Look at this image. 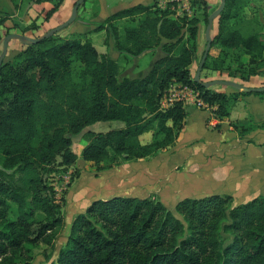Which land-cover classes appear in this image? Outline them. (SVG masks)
I'll use <instances>...</instances> for the list:
<instances>
[{"label": "trees", "instance_id": "obj_1", "mask_svg": "<svg viewBox=\"0 0 264 264\" xmlns=\"http://www.w3.org/2000/svg\"><path fill=\"white\" fill-rule=\"evenodd\" d=\"M161 1L117 11L92 31H106V44L111 40L123 57L138 58L160 49L163 57L143 78L120 79L118 60L100 54L89 33L71 38L55 35L3 63L0 264L20 260L30 264L31 247L41 244L56 249L66 221L47 175L55 165L65 169L75 165L79 155L71 150L74 137L83 135L81 158L88 163L113 167L151 159L176 145L196 109L183 102L162 109L171 84L198 91L214 108L211 116L220 121L230 117L241 97L252 95L229 87L207 89L194 82L198 14L202 11L208 24L207 0L190 1L191 17L172 10L180 8L178 0H167L164 7ZM245 1H226L211 48L221 52L214 56L210 51L203 71L244 82L264 75V33L244 34L232 23L240 18ZM64 2L21 0L15 8L23 14L33 4L50 3L48 21ZM9 17H1L0 25ZM120 22L125 24L119 28ZM34 29H39L35 22L21 31ZM112 121L124 127L85 132L96 123ZM231 125L242 138L264 130V122ZM50 264H264V195L239 205L230 195L187 197L173 210L156 195L98 199L76 216L65 246Z\"/></svg>", "mask_w": 264, "mask_h": 264}, {"label": "rangeland", "instance_id": "obj_2", "mask_svg": "<svg viewBox=\"0 0 264 264\" xmlns=\"http://www.w3.org/2000/svg\"><path fill=\"white\" fill-rule=\"evenodd\" d=\"M178 1L180 8L172 7V10H176L181 14L186 13L191 17L193 15L190 10L191 0ZM106 2L108 9L105 14L110 16L117 11L128 8L131 0H106ZM207 3L209 4L208 12L211 15L219 7L221 0H207ZM166 4L167 0H162L160 3L161 7L166 6ZM35 5L36 11L42 9L41 4ZM96 5L98 6L97 0H87L80 10L91 8V14L89 15L91 17L97 12ZM244 6V10L240 12V18L234 19L232 23L244 34L264 33V0H246ZM84 15L81 10L79 18L82 17L83 19ZM198 18L200 20L198 52L197 59L191 67L193 76L196 74L206 48V28L208 25L202 11H199ZM89 21L82 24V20L78 19L69 27L63 29V33L57 35L62 38H71L75 33L85 34L91 29V26L96 27L98 25V23L92 24ZM124 24L125 22H120L119 28ZM218 28L219 19L213 25V38L218 34ZM29 31L34 32L36 29ZM89 38L100 54H110L114 57L113 59L117 57V51L114 49V53H112L113 50L108 48L110 41L106 44V31L94 32ZM220 52L221 49L218 47L211 50V54L214 56ZM129 59L128 63H126V57L122 56L118 59L121 68L120 79L126 77L132 79L143 78L152 68L153 55L150 53L140 56L139 59ZM262 68L264 70V63ZM203 75H208L209 78H204ZM201 77H203V81L230 79L250 86L241 79L229 78L210 70L203 71ZM230 90L233 91L232 89H226L227 92H231ZM123 127L124 123L119 121L99 122L88 127L85 132L90 130L96 133H106ZM148 137L150 139V136ZM82 140L83 135L73 138L71 150L79 155L75 165L67 169L55 165L54 172L47 175L48 181L54 186L57 193V204L60 205V213L66 221L65 231L56 243L55 250L43 244L31 247L33 260L30 264H50L51 261L55 260L59 251L67 242L71 225L76 216L85 213L89 205L98 199H108L114 196L147 197L156 195L168 208L173 210L180 200L187 197L201 198L214 194L230 195L233 197L234 205H239L250 201L249 199L256 195L264 194V189L250 187L249 182H247L248 187H238L241 181L250 178L252 168L249 166L238 167L237 164L240 165L238 163L240 154L233 150L217 149L203 152L197 150L196 147H187L182 151H178L175 145L161 151L154 158L125 162L119 166L110 167L108 163L96 165L84 161L81 158V151L85 145ZM11 215H16L15 205L12 206ZM49 257L51 258L50 261H48ZM18 264H24V261L20 260Z\"/></svg>", "mask_w": 264, "mask_h": 264}, {"label": "crops", "instance_id": "obj_3", "mask_svg": "<svg viewBox=\"0 0 264 264\" xmlns=\"http://www.w3.org/2000/svg\"><path fill=\"white\" fill-rule=\"evenodd\" d=\"M7 1L0 0V19L1 17H5L6 14L10 15L6 23L4 25H0V54L2 52L3 39L7 34L20 33L33 38L41 37L47 31L56 28L66 22L70 18L73 7L78 0H65L61 8L48 21H45V15L52 8V4L50 3H42V9H40L39 11L35 10L36 5L33 4L22 14L20 13L21 11L16 10L15 8V6L19 4L21 0ZM152 2L153 0H131V2L129 3V7H133L138 4L150 5ZM97 4V12L95 13V15L89 17V15L91 14V8H82L81 10L85 14L84 18H79L81 11L79 9L77 20L81 19L82 24H86L85 21L89 20V22H91L92 24L98 23V25H100L101 23H103L109 17V15L106 16L105 14L106 10L108 9V4L106 0H97ZM6 6L8 7V9ZM34 10L36 11V13ZM34 22L37 26H39L38 30L34 32L28 31L26 33H23L21 31V28H25ZM17 24H19L20 26L18 27ZM96 27L91 26V29L85 33H89V36L92 35L94 33H92V31H94ZM60 33H63V30ZM108 48L109 50H113L112 53H114V44L111 40L110 46ZM24 49L25 46H23L19 40H11L9 42L5 62L12 61L15 56ZM148 53L153 55L151 63L152 66L157 60L163 57V53L160 49ZM108 55L112 59L114 58L112 55ZM122 56L123 55H120L118 53L117 57L114 60H118ZM129 58L131 57H126V63L129 62ZM139 58L140 57H138V59ZM247 83L250 85V87H264V76L252 77ZM215 89H218V91H225L220 90L223 89V87ZM189 110H191V108ZM213 119L216 120L217 125L220 126L219 129L215 128L217 125L213 126L212 124H210L211 120ZM232 122H240L244 124L248 122H252L253 124L263 123L264 95L252 94L249 96L241 97L239 102L232 109L230 117L224 119L223 121L213 118L211 114L205 110L192 109L191 115L186 119L185 127L181 132L175 147H177L178 151H182L187 147H196L197 150H201L203 152L217 149L233 150L236 153L240 154L238 162L240 163V165L237 164L238 167L249 166L252 168V170L250 171V178L248 177L246 180L242 179L243 181L238 184V187H248L247 182H249L250 187L264 189V130H255L242 138L234 130L233 126L231 125ZM243 178L245 179L244 176ZM255 197H257V195L253 198Z\"/></svg>", "mask_w": 264, "mask_h": 264}, {"label": "water", "instance_id": "obj_4", "mask_svg": "<svg viewBox=\"0 0 264 264\" xmlns=\"http://www.w3.org/2000/svg\"><path fill=\"white\" fill-rule=\"evenodd\" d=\"M85 1L86 0H78L73 7L70 18L66 22H64L63 24L59 25L58 27L47 31L41 37L33 38V37H29V36H26V35H23L20 33L7 34L3 39L2 52L0 54V70H1L3 63H5V59H6L8 47H9V42L11 40H13V39L19 40L23 46L28 47V46L36 45V44L40 43L41 41H43L44 39H48L50 37L57 35L63 29H65L66 27H69L71 24H73L77 20V15H78L79 9L85 3ZM226 1L227 0H221L219 7L208 18V25L206 28V48H205L204 54L202 56L201 62L199 64V67H198L196 74L194 76V82L202 84L207 89L222 86V87H229V88L235 89L237 91L250 93V94L264 93V87H250V86H247L245 84H242V83L236 82L234 80H230V79H215V80L203 81L201 78L202 71L204 69L205 63L208 59V56H209L211 48H212L213 25H214V22L217 19H219L220 15L224 12L225 7H226Z\"/></svg>", "mask_w": 264, "mask_h": 264}, {"label": "built area", "instance_id": "obj_5", "mask_svg": "<svg viewBox=\"0 0 264 264\" xmlns=\"http://www.w3.org/2000/svg\"><path fill=\"white\" fill-rule=\"evenodd\" d=\"M176 102H183L184 106L202 109L210 114L212 109H214L203 101L200 93L195 89L186 85L173 83L162 99V109H168ZM210 124L216 126V120H211Z\"/></svg>", "mask_w": 264, "mask_h": 264}]
</instances>
